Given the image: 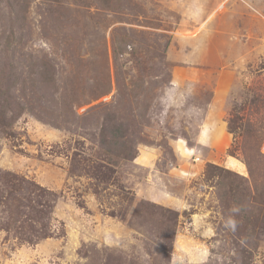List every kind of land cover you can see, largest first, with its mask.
<instances>
[{"label": "rangeland", "instance_id": "obj_1", "mask_svg": "<svg viewBox=\"0 0 264 264\" xmlns=\"http://www.w3.org/2000/svg\"><path fill=\"white\" fill-rule=\"evenodd\" d=\"M0 264H264V0H0Z\"/></svg>", "mask_w": 264, "mask_h": 264}]
</instances>
